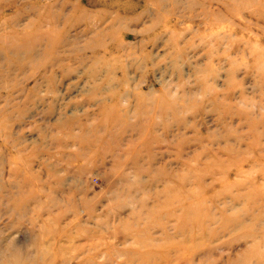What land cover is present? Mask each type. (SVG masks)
<instances>
[{
  "label": "rangeland",
  "instance_id": "obj_1",
  "mask_svg": "<svg viewBox=\"0 0 264 264\" xmlns=\"http://www.w3.org/2000/svg\"><path fill=\"white\" fill-rule=\"evenodd\" d=\"M0 264H264V0H0Z\"/></svg>",
  "mask_w": 264,
  "mask_h": 264
}]
</instances>
